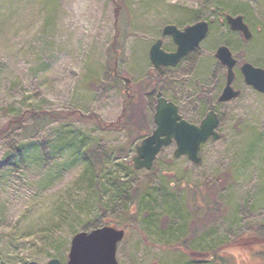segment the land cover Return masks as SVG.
I'll return each instance as SVG.
<instances>
[{
	"label": "rangeland",
	"instance_id": "rangeland-1",
	"mask_svg": "<svg viewBox=\"0 0 264 264\" xmlns=\"http://www.w3.org/2000/svg\"><path fill=\"white\" fill-rule=\"evenodd\" d=\"M227 14L243 16L251 40L230 29ZM199 21L209 23L206 38L160 74L149 58L151 45L162 39L166 51L177 47L164 26L184 30ZM221 45L238 61L234 87L241 90L224 104L218 96L227 69L215 57ZM245 62L264 68V0H0V128L25 110L80 111L113 122L127 105L131 121L147 131L55 122L32 138L38 151L5 166L26 140L21 130L1 139L0 264L52 258L67 264L73 236L105 221L126 229L118 264H213L191 260L214 251L219 264H264V239L249 238L264 237V93L245 83ZM158 92L193 122L214 109L220 138L202 144L200 164L175 157L173 143L153 169L138 171L140 185L148 182L160 201L150 225L140 197L130 210L107 199L94 202L98 183L85 174V152L112 151L108 168L98 172L102 181L110 169L126 177L136 146L156 127ZM66 131L75 147L57 150Z\"/></svg>",
	"mask_w": 264,
	"mask_h": 264
},
{
	"label": "water",
	"instance_id": "water-1",
	"mask_svg": "<svg viewBox=\"0 0 264 264\" xmlns=\"http://www.w3.org/2000/svg\"><path fill=\"white\" fill-rule=\"evenodd\" d=\"M226 19L233 31L242 33L244 40L248 41L252 38V32L244 22L242 15H227ZM208 31L207 21L197 22L184 30L174 24L166 25L163 28V35L171 36L177 48L175 51L168 52L162 47V39L154 42L149 50V58L154 67L162 73L164 67L178 65L184 57L201 44ZM215 57L227 68L226 86L219 97L220 102H226L240 94V91L233 87L237 60L226 45L217 48ZM240 70L246 84L264 93V68L245 62ZM154 121L156 127L153 133L136 146L137 154L133 158V165L137 170H151L162 148L173 142L177 145L174 151L175 157L187 156L193 163L200 164L202 144L211 138L214 140L220 138L217 131L220 120L216 111L210 110L200 124H195L185 119L179 113L178 106L164 97L162 92L157 93ZM125 236V228H118L111 224L94 228L89 232H77L71 240L67 264H118L117 248ZM47 264L62 263L60 259L52 258Z\"/></svg>",
	"mask_w": 264,
	"mask_h": 264
},
{
	"label": "trees",
	"instance_id": "trees-1",
	"mask_svg": "<svg viewBox=\"0 0 264 264\" xmlns=\"http://www.w3.org/2000/svg\"><path fill=\"white\" fill-rule=\"evenodd\" d=\"M119 15V14H118ZM225 21V18L223 19ZM118 34H116L115 42L113 47L117 45L118 41ZM130 109L125 106L123 109L120 117L113 122H105L100 116L96 114H89L85 115L81 113L80 111H69L66 113L63 112H49L45 110L36 111V110H25L23 112H19L16 115H12L9 118V121L0 128V140L9 136L10 134L14 133L16 130H21L23 138L26 141H23L16 149V156L12 157L11 155L6 156L4 161L1 163V165L5 166L8 164H13L15 162L20 163L25 160L27 154L36 146V142L32 140L34 136H36L41 130L46 128L47 126L52 125L55 122H61L63 124L71 125L73 121L76 120H85L89 122H94L99 128L102 130L107 129H120L122 127L130 128L137 130L139 134L144 135L147 133L146 130H144L140 125H137L135 122L131 121L129 111ZM69 134L73 135L70 131H66L65 133L62 132L59 140V145H55L57 150H64L63 148H72L75 147L73 144V138L69 136ZM35 151H38L39 149L34 148ZM33 149V150H34ZM34 151V152H35ZM115 152V151H114ZM112 155V151L105 149V148H88L85 152V157L87 161L86 166V173H90V182H94V179H97V183H95L96 189V197L94 198V202H98L101 204V202L104 199L109 200L110 202L114 203V207L116 206H123L125 209L130 210L131 208H137L135 206L138 202L137 198H141V202L146 203V205L143 206V208L150 209V213H148L146 221L148 224H152L158 220H154L153 217H155L154 214H157L153 211V208L155 205L160 204V201H158L157 197L154 195V193H151L150 187L148 185V182L141 183L137 178L138 170H136L134 167L130 168L128 170L126 177L121 176L119 171H115L114 174H111V169L109 170L108 174L105 176V180H101V174H98V172H105L108 168L109 164V157ZM126 169V168H125ZM84 174V175H85ZM99 175L100 178H97ZM99 179V180H98ZM139 182L138 186H135V183ZM135 186V187H134ZM154 190H157V188L153 187ZM142 193V194H140ZM166 190L161 187L159 189V195L162 198V202L167 201L168 198ZM143 195V196H142ZM137 200V201H136ZM140 202V203H141ZM134 205V206H133ZM138 212V211H137ZM136 214V212H135ZM104 224H107L106 221ZM113 224V223H112ZM175 228V227H171ZM250 239H264L262 235H258V233H253L249 236ZM249 239V240H250ZM194 252V251H193ZM218 251H214L212 253L204 252V256L201 252H199L201 255L200 259L197 260H191V263H197V262H213V264H219L217 262V257L219 253ZM187 263V262H186Z\"/></svg>",
	"mask_w": 264,
	"mask_h": 264
},
{
	"label": "flooded vegetation",
	"instance_id": "flooded-vegetation-1",
	"mask_svg": "<svg viewBox=\"0 0 264 264\" xmlns=\"http://www.w3.org/2000/svg\"><path fill=\"white\" fill-rule=\"evenodd\" d=\"M236 16H239V15H236ZM229 27H230V25H229ZM230 29H231V27H230ZM231 30H232V29H231ZM232 31H233V30H232ZM237 32H238V31H237ZM237 64H238V63H237ZM167 67H171V66H167ZM240 68H241V67H240ZM163 72H164V71H163ZM163 72H162L161 74H163ZM115 74L117 75V73H115ZM235 74H236V72H235ZM235 79H236V78H235ZM234 82H235V81H234ZM225 86H226V83H225V85H224L222 91L220 92V94H219V96H218V103H221V104H224V103H230L231 101H233V100H235V99H237V98L240 97V95H241V90H240V89H237L236 87H234V83H233V87H234V89L240 91V94H239L237 97H235V98H233V99H231V100H229V101H226V102H220V101H219V97L221 96V94H222V92H223ZM127 88H129V86H127L126 89H127ZM126 89H125V92H126L127 94H129L128 90H126ZM167 99H168V98H167ZM168 100H170V99H168ZM178 107H179V106H178ZM209 110H211V109H209ZM209 110H208V111H209ZM208 111H207V112H208ZM206 114H207V113H206ZM218 116H219V115H218ZM202 119H203V118H202ZM202 119H201V121H202ZM201 121H200V122H201Z\"/></svg>",
	"mask_w": 264,
	"mask_h": 264
}]
</instances>
